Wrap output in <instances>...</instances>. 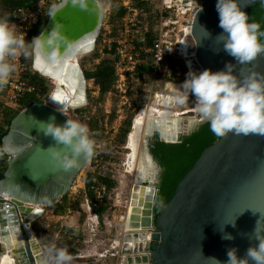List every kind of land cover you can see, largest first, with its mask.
Listing matches in <instances>:
<instances>
[{"label": "water", "instance_id": "obj_1", "mask_svg": "<svg viewBox=\"0 0 264 264\" xmlns=\"http://www.w3.org/2000/svg\"><path fill=\"white\" fill-rule=\"evenodd\" d=\"M263 1L241 0V4L249 14L252 6ZM216 3L198 2L187 32L194 44L192 62L200 71H217L228 62L235 65L236 73L251 68L264 71V55L250 64L236 65L216 41L222 32ZM92 8L91 3L90 10L66 6L57 14L55 22L62 25L57 41L65 57L62 61L49 63L44 56L46 50L32 49L34 71L53 80L54 86L47 101H36L18 110L2 137V149L8 158L0 178V260L9 253L16 264H42L45 251L31 223L44 207L57 203L69 191L92 158L82 157L78 167L64 171L45 150L55 142L40 129V122L47 123L53 117L57 124H63L72 119L66 109L87 103L88 80L76 57L94 51L100 36L104 9L100 14ZM53 26L48 16L41 31L50 32ZM189 112L194 110L181 115ZM166 120L171 130L170 116ZM157 132L166 142H176L181 133ZM147 152L153 159L150 150ZM141 184L149 186L152 193L144 198L141 215L132 216V220H139L133 225L140 228L124 234L122 249L110 264H216L211 258L223 264L229 248H236L238 257L243 258L246 250L258 243L257 235L264 236V136L233 132L220 136L202 150L157 214V185L144 178ZM12 230L17 244L8 239ZM226 234L232 238L225 239Z\"/></svg>", "mask_w": 264, "mask_h": 264}, {"label": "clouds", "instance_id": "obj_2", "mask_svg": "<svg viewBox=\"0 0 264 264\" xmlns=\"http://www.w3.org/2000/svg\"><path fill=\"white\" fill-rule=\"evenodd\" d=\"M90 3L93 6L91 10L102 14L103 4L100 0H52L47 15L54 21V26L50 32L41 31L27 44L25 34H17L8 17L0 16V86L5 85L15 71V64L11 60L21 50L27 55L29 47L33 51L44 49L45 59L49 63L62 61L65 57L57 44L62 25L56 23L55 18L66 6L90 10ZM216 10L222 29L216 41L235 59L236 65L250 64L264 55V30H261L258 22L250 19L241 0H217ZM234 68L235 65L228 62L217 71L210 68L202 71L190 69L179 86L181 91L176 94V101L184 104L191 94L201 121H207L210 130L217 136L222 137L229 132L264 136V71L251 68L247 72L236 73ZM52 99L55 100L54 97ZM40 123L44 135L51 136L55 142L45 150L59 168L70 171L78 167L82 157L86 159L93 155V134L83 122L68 118L63 124H57L53 117L47 123ZM224 238L232 237L226 234ZM256 240L258 243L250 246L243 258L238 257L236 248H229L228 259L223 264H264V236L257 235ZM72 259L67 247L52 243L45 249L42 264H70ZM211 259L221 264L219 260Z\"/></svg>", "mask_w": 264, "mask_h": 264}, {"label": "built area", "instance_id": "obj_3", "mask_svg": "<svg viewBox=\"0 0 264 264\" xmlns=\"http://www.w3.org/2000/svg\"><path fill=\"white\" fill-rule=\"evenodd\" d=\"M146 1L148 0H100L103 4L104 18L98 43V54L100 57L104 54L115 57L117 65L114 72L119 77L116 80L118 83L116 87L124 92L128 87L126 85L127 74L130 73L129 75L134 78L139 66L148 65L150 67L148 75L151 77L152 85L161 74L168 80L179 75L178 66L173 63L174 59H181L186 66H189L186 60L189 52L187 32L199 1L193 6L188 3L191 0H160L157 24L150 44L147 43L150 32L149 12L139 4V2L145 3ZM51 2L52 0H39L36 5L12 9L9 21L15 26L17 34H25L26 44L32 40L36 25L47 20V9ZM114 9L118 12L122 11V14L114 15ZM11 62L15 64V71L11 73L8 82L4 85L6 89L5 103L8 106L20 107L22 106L21 99L28 94L38 99L37 101H47L48 94L45 84L39 77H36L32 66L31 47L28 48L27 55L24 50H21ZM148 91H152L150 86ZM124 102L127 103V100ZM122 110V108L118 110V113ZM119 118H123V115L121 114ZM126 169L127 167L125 172ZM91 174L93 177L86 189L92 192L93 196H86L85 202L88 216L92 218L91 215H93L92 219H95L93 223H95V228H98L100 220L97 213L93 211V207L106 199L108 188L101 181L99 171H93ZM73 189L75 190L73 191ZM76 191L75 183H73L66 193L72 201H77L78 193ZM130 201L131 196L124 205L125 211L121 225L117 224L115 218L104 222L107 236L115 235V237H113L110 247H105L99 252L101 257L108 255L115 257L120 253L123 236L130 230L127 228L128 221L126 223L127 219L125 218L126 207ZM117 209H113V212L116 213ZM44 211L45 207L42 213ZM114 217L116 216L114 215ZM92 228L95 229L93 225ZM139 228L132 231H138ZM60 231L59 229L57 236L60 235ZM70 238L68 237V239Z\"/></svg>", "mask_w": 264, "mask_h": 264}, {"label": "rangeland", "instance_id": "obj_4", "mask_svg": "<svg viewBox=\"0 0 264 264\" xmlns=\"http://www.w3.org/2000/svg\"><path fill=\"white\" fill-rule=\"evenodd\" d=\"M116 11V9L113 10L114 15L116 14ZM187 41L190 43V50L193 49L194 44L192 39L189 37ZM98 43L94 51L78 55L76 57L77 61L82 65L83 69L86 70H91L95 68L98 64L102 63L103 61L109 62L112 67L116 69L117 64L115 63L116 60L114 56L110 54H104L100 57V55L98 54ZM173 63L178 66L179 75L171 79V81H169L167 77L161 74V76H158V78L152 85L151 77L149 75H146L144 77H138L135 74L133 78L129 75L130 73H128V77L126 78V85L128 87L125 92L123 90H120V88L116 87V85L118 84L116 81L117 78H119L118 75L116 76L111 92H106L104 95H101L100 86L96 83V81L94 79H90L87 82V103L77 108L66 109V114L68 116H70L74 120H78L86 124L89 128V131L93 135L95 134L94 132L96 128L95 122H98L99 127L98 139L95 141V136H92L95 141L94 153L92 155V158L87 163V165L81 169V171L78 173L74 180L75 188L77 190L76 192L78 194L76 201L77 208H75L77 210L73 211L72 214L77 217V221L81 226L85 225V228H87V232H90V234L92 233V236L86 239L87 242L92 241L93 239L94 232L91 226L95 225L92 223L93 221L90 217L88 219V211L86 209L85 197L87 196V189L85 186V177L87 173L99 171L101 176H108L116 182V185L108 191L106 199L104 200L109 202L110 208L105 212L103 220H100V226H98L104 232V248L110 247L112 239L113 237H115V235L106 236L107 234H105L104 222L115 218L116 222H118L117 224L121 225V223H123V216L125 211L124 205H126L127 200L131 196L132 185L136 177V173H133L128 168V164H126L129 153L127 145L128 137L127 142L125 144H122L120 141L121 138L119 136L120 129L125 126V121L129 118L134 120V118L140 114L141 109L147 107L148 105H153L154 107L156 105L157 107L162 109L166 115L179 114L177 112L194 110V112H189L180 116V122H183V125H187L188 119H193L195 122L193 128L196 126L197 123H199L198 121L201 119L196 111L194 97L190 94L187 102H185L184 104H179L176 101V94L179 91L174 89L175 84L181 85L183 83L190 69L197 71L200 68L198 67L195 61L192 62L193 65L190 67L186 66L185 62L181 59H174ZM46 84L48 89H50L48 94L49 96L53 89L54 81L48 79V81H46ZM172 84H174V88L171 86ZM149 86L152 89L151 92L148 91ZM126 100L127 103L124 102ZM22 108L23 106H17V109L15 110L18 111ZM121 108L123 110L118 113V110H120ZM121 114L123 115V118H119ZM191 130H189L188 132H190ZM125 166L127 167L126 172ZM74 190L75 189H73V191ZM48 208L49 206L45 207L44 213L38 215L32 221L31 225L33 231L35 232V235L37 237H41L39 239L43 241L45 247L50 246L52 243H55L58 246L59 242L63 240V237L61 231L60 235H56L59 230L57 223L55 221H50V230H46V227H43L46 226ZM113 209H117V212L114 213ZM114 215L116 217H114ZM89 226V229L91 231L88 229ZM68 240L72 239L70 238ZM78 252L81 253L82 251ZM98 252H96L95 256L91 255L92 253H86L89 254V257L77 258L75 256L77 253L75 249L74 253L72 254L73 259L70 264L105 263L100 260V255ZM106 257H111L112 260L110 263L113 262L114 256L108 255Z\"/></svg>", "mask_w": 264, "mask_h": 264}, {"label": "trees", "instance_id": "obj_5", "mask_svg": "<svg viewBox=\"0 0 264 264\" xmlns=\"http://www.w3.org/2000/svg\"><path fill=\"white\" fill-rule=\"evenodd\" d=\"M8 2L13 6L20 7L36 5L38 0H8ZM139 4L143 5L149 12L150 32L147 39V43L150 44L152 42L155 27L157 24L156 20L159 13V1L148 0L145 3L139 2ZM118 13L122 14V11ZM249 17L251 20L258 22L261 25V30H264V1L252 6L249 9ZM44 25L45 22L36 25L33 30V37L36 36L42 30ZM99 39L100 38H98L97 43ZM84 71L87 80L94 79L96 83L100 86L101 95H104L106 92L111 91L113 89V84L116 79V75L114 72V68L109 62L103 61L102 63L98 64L95 68L91 70L84 69ZM136 72L139 77H143L144 73L150 72V67L148 65L139 66ZM35 75L43 81V83L45 84V90L47 94H49L50 89H48L46 84L48 78L40 75L36 71ZM37 100L38 99H35L32 95L28 94L21 99V104L24 107L28 104L36 102ZM17 112L18 111L15 110L8 118V120L4 123V125L0 126V158H7V155L2 149V137L7 132L9 123ZM132 122L133 120L129 118L125 121V126L120 129L119 136L121 138L120 141L122 144H125L127 142V137L132 128ZM95 127V134L93 135V137L95 136L94 139L96 141L98 139L99 133L98 122H95ZM219 137L220 136L215 135L210 130L208 122L203 121L197 123L196 126L190 132L181 134L176 142H166L156 137L149 143L150 152L161 168L160 179L157 183L158 191L154 208L156 214L161 210L162 206L172 197L178 181L192 167L194 162L198 159L202 150L208 145L212 144L214 141H216ZM6 164L0 170V178L3 176ZM92 177L93 175L91 173H87L85 177L86 188L89 187ZM101 181L107 185L108 191L116 185L115 180L108 176H101ZM87 196L92 197V192L87 190ZM109 208V202L104 201L93 207V211L97 213L99 220H103L104 214ZM68 251L69 253L73 254L75 249L69 247Z\"/></svg>", "mask_w": 264, "mask_h": 264}, {"label": "bare ground", "instance_id": "obj_6", "mask_svg": "<svg viewBox=\"0 0 264 264\" xmlns=\"http://www.w3.org/2000/svg\"><path fill=\"white\" fill-rule=\"evenodd\" d=\"M199 1V0H197ZM196 2V0H194ZM194 4V3H192ZM190 50V49H189ZM192 50V49H191ZM190 50V51H191ZM187 53L186 60L189 66H192V60L194 59L193 51ZM188 58V59H187ZM197 71H200L199 69ZM180 85H175L176 89H179ZM180 90V89H179ZM148 105V104H147ZM187 111L177 112L179 114H171L166 115L162 109L155 107L152 105H148L141 109L139 115L134 118V127L133 131L129 135V139L127 142L129 153L127 163L128 168L134 173H136L135 181L133 182L132 189H131V201L129 205H127V212H126V223L127 228L130 229L129 232H133L132 230H136L140 226L133 225L135 219L132 220V216L139 214L141 215L144 209V198H146L147 194H151L152 191L149 186L142 185L141 179H145L148 172L154 171L156 169V164L152 162V160L145 159V151L142 145V140L144 136L148 133L153 131L152 127L155 126L154 129L162 130L163 132H181V124H180V115ZM186 114V113H185ZM171 118L170 126H172L171 130L167 128V118ZM182 116V115H181ZM182 120V119H181ZM129 143V144H128ZM145 176V177H144ZM39 207V206H38ZM139 212H137V210ZM133 222V223H132ZM11 243L17 244L18 238L14 230H12L10 237L8 238ZM3 254L0 256V258ZM0 264H16L15 259L8 253L5 254L3 259L0 260Z\"/></svg>", "mask_w": 264, "mask_h": 264}, {"label": "crops", "instance_id": "obj_7", "mask_svg": "<svg viewBox=\"0 0 264 264\" xmlns=\"http://www.w3.org/2000/svg\"><path fill=\"white\" fill-rule=\"evenodd\" d=\"M39 1V0H38ZM159 4H160V0ZM189 5H193L192 3L196 4V2H194V0H191L190 2H188ZM195 6V5H193ZM16 8V6H13L12 4H9L8 0H0V16H7L8 19H10V13L12 11V9ZM117 15H120L118 13V11L116 12ZM137 75V72H136ZM148 75V73H144L143 76ZM138 76V75H137ZM176 85V84H175ZM174 88V84L171 85ZM176 89V88H174ZM178 91H181L179 89H176ZM109 92V91H108ZM5 95H6V89L3 86H0V126L4 125V123L8 120V118L11 116V114L15 111V109H17L15 106H8L5 103ZM15 107V108H14ZM8 158V157H7ZM7 158L5 159V157L0 158V170L1 168H3L7 162ZM76 201H72L67 194H65L63 197H61L59 199V201L53 205H50L48 208V216L47 221H46V230H50L49 225H51L50 221H55L59 227V229L61 230L62 233V239L58 246H65L67 247V249L69 248V246H72V248L76 249L77 253H76V257L77 258H85V257H89V254L92 253L91 255L95 256L96 252H100V250H102L103 247V242H104V232L101 228H96L93 229V239L92 241H88L87 242V238H89L90 236H92L90 234V232H87V228H85L84 226H81L78 221H77V217L74 216L72 213L73 211H75L77 208L76 207ZM91 217L93 218V215H91ZM91 218V219H92ZM89 219V216H88ZM93 222H95V219H92ZM92 222V223H93ZM95 224V223H93ZM95 228V225H93ZM100 226V225H99ZM37 227V226H36ZM92 227V226H91ZM90 228V226L88 227V229ZM90 230V229H89ZM91 231V230H90ZM98 231V232H97ZM87 234H86V233ZM106 234V233H105ZM41 236V234H40ZM107 236V235H106ZM68 237H71L72 240H68ZM41 237H38V239ZM41 245L43 246V249L45 251L46 247L43 243V241H41V239H39ZM3 250V246L1 244L0 241V252ZM78 251H82L81 253ZM98 252V253H99ZM89 253V254H86ZM100 260L102 262V264H110L112 258L111 257H101L100 256ZM109 262V263H108Z\"/></svg>", "mask_w": 264, "mask_h": 264}, {"label": "flooded vegetation", "instance_id": "obj_8", "mask_svg": "<svg viewBox=\"0 0 264 264\" xmlns=\"http://www.w3.org/2000/svg\"><path fill=\"white\" fill-rule=\"evenodd\" d=\"M187 46L190 47V43L188 42L187 43ZM181 124V128H182V131L181 133L179 134V136L183 133H188L189 130H191L195 124L194 120L193 119H188V123L187 125H183V122H180ZM154 125L152 127V130L151 132H148L143 140H142V145L144 147V151H145V159L146 160H152L153 163L156 164V169L154 171H151L147 173L145 179L149 182H152V183H155L157 185V183L159 182V179H160V171H161V168L159 166V164L157 163V161L153 158L150 157L149 153L147 152V150H150L149 148V143L156 137L159 138V132H157L156 129H154Z\"/></svg>", "mask_w": 264, "mask_h": 264}]
</instances>
